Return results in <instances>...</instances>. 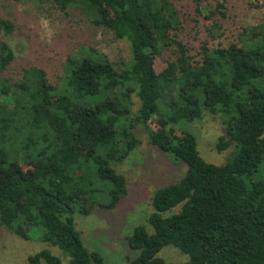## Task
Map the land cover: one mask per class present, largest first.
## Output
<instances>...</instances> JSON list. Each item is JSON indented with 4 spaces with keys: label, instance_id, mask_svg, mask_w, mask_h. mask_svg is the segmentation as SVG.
<instances>
[{
    "label": "trees",
    "instance_id": "obj_1",
    "mask_svg": "<svg viewBox=\"0 0 264 264\" xmlns=\"http://www.w3.org/2000/svg\"><path fill=\"white\" fill-rule=\"evenodd\" d=\"M39 1L79 10L126 41L130 59L117 66L88 48L67 61L60 88L36 67L18 82L0 76V225L24 240L37 232L68 264H104L83 245L74 216L96 206L113 210L127 195L126 180L113 167L140 144L133 127H123L134 95V120L150 146L172 154L186 171L153 194L152 233L137 226L126 238L137 253L128 264H168L158 257L167 246L188 257L183 264H264V33L227 47L202 44L194 56L178 38V0ZM192 1L205 11L204 0ZM221 7L216 11L223 15ZM11 30L0 19V32ZM13 58L0 40V73ZM155 58L165 65L159 73ZM204 114L222 119L216 151L235 150L224 165L205 162L195 137L176 129ZM28 262L62 264L47 250Z\"/></svg>",
    "mask_w": 264,
    "mask_h": 264
},
{
    "label": "rangeland",
    "instance_id": "obj_2",
    "mask_svg": "<svg viewBox=\"0 0 264 264\" xmlns=\"http://www.w3.org/2000/svg\"><path fill=\"white\" fill-rule=\"evenodd\" d=\"M218 4L222 5L219 9L223 15L216 11ZM202 5L205 11L199 12L192 0L175 1L180 18L178 38L194 56L198 55L202 44L209 49L227 47L239 41L256 40L254 34L257 31L264 33V0H204ZM214 10L216 13L207 19V13ZM0 19L12 25L9 33L0 32V40L9 45L14 55L0 76L14 82L23 80L28 70L36 67L44 71L49 84L60 88L67 61L81 59L88 48L117 66L130 59L126 41L116 40L109 31L93 25L79 10L62 11L48 1L0 0ZM153 64L157 73L165 67L158 58ZM131 102V114L123 127H133V134L140 144L113 167L125 178L127 195L113 210L96 206L87 216H74L75 228L83 245L89 252L99 253L104 264H128L136 257L137 253L130 250L126 238L137 226H145L148 233H152L147 219L153 210V194L179 182L186 171L185 165L175 160L172 154L150 146L143 126L134 120L139 101L132 95ZM149 127L154 128L152 122ZM176 129L186 130L195 137L199 155L207 163L224 165L235 153L233 147L216 151L218 139L224 135L220 116L204 114L192 123L182 121ZM116 146L120 153L123 152L125 140L120 134ZM28 236L29 239L24 240L0 225V264H30L28 258L42 250L58 257L62 264H68V256L58 247L42 242L37 232ZM158 257L168 264L188 261L186 255L171 246L162 248Z\"/></svg>",
    "mask_w": 264,
    "mask_h": 264
}]
</instances>
